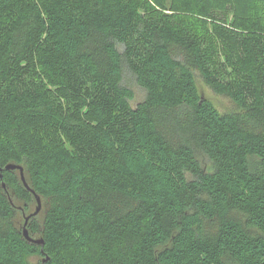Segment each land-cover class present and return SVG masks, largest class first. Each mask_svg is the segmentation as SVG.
<instances>
[{
	"label": "trees",
	"instance_id": "obj_1",
	"mask_svg": "<svg viewBox=\"0 0 264 264\" xmlns=\"http://www.w3.org/2000/svg\"><path fill=\"white\" fill-rule=\"evenodd\" d=\"M224 6L0 0V264H264V18Z\"/></svg>",
	"mask_w": 264,
	"mask_h": 264
},
{
	"label": "rangeland",
	"instance_id": "obj_2",
	"mask_svg": "<svg viewBox=\"0 0 264 264\" xmlns=\"http://www.w3.org/2000/svg\"><path fill=\"white\" fill-rule=\"evenodd\" d=\"M255 4L258 6L260 10V14L264 18V3H262L260 0H224V9L222 10L223 15H228L229 18L232 15V11H238L242 5L246 4ZM196 85L198 88V92L202 97H205L208 99L214 107L220 112V113H230V112H236L238 111L237 106L226 96L218 95L212 92L208 87L204 85L200 77L197 75L196 78ZM123 84L130 88L133 91L134 98L131 101V105L135 106L139 102L143 101L145 97V91L141 89L135 82L134 77L127 71L124 72L123 76ZM6 196H8L11 201L13 202L15 209L12 217V225L16 227L17 229L21 230L23 229L24 225V218L22 215V212L19 210L23 207L22 202L17 200V198L12 194V192L8 189H5ZM37 206L36 201L33 199L28 205H27V211L25 212L26 215H29L35 211V208ZM44 212V202L41 201V210L40 212L35 216L36 221L40 224L42 221ZM28 226V227H27ZM26 226L27 230L30 229V224ZM31 236L35 239L39 238L38 233H32L30 232ZM31 262H37L39 260V257H31L29 258Z\"/></svg>",
	"mask_w": 264,
	"mask_h": 264
},
{
	"label": "water",
	"instance_id": "obj_3",
	"mask_svg": "<svg viewBox=\"0 0 264 264\" xmlns=\"http://www.w3.org/2000/svg\"><path fill=\"white\" fill-rule=\"evenodd\" d=\"M201 98L203 99V97L201 96ZM6 169L8 170H18L19 171V176H20V179L24 185V187L29 190L32 194H34V197H35V200H36V203H37V206L35 208V211L29 215H24V225H23V236L30 242H33L35 244H42L43 241L42 239H33L29 236V233H28V230L26 228L27 224H28V221L30 218L32 217H35L41 210V199L40 197L35 194V192L28 186L26 180H25V176H24V171H23V167L20 166V165H16V164H9L8 166H6ZM3 187H4V184H3ZM48 259L47 258H44L43 259V263H45Z\"/></svg>",
	"mask_w": 264,
	"mask_h": 264
}]
</instances>
